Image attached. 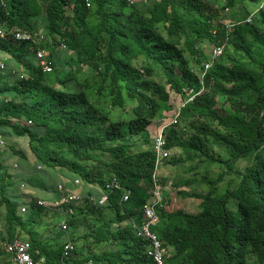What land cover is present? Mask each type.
Returning <instances> with one entry per match:
<instances>
[{"label":"trees","instance_id":"obj_1","mask_svg":"<svg viewBox=\"0 0 264 264\" xmlns=\"http://www.w3.org/2000/svg\"><path fill=\"white\" fill-rule=\"evenodd\" d=\"M0 28V264H10L4 243L15 238L44 264H62L68 240L67 262L155 264L137 229L155 187L159 120L168 122L170 152L162 166L181 169L172 185L194 186L179 192L199 200L196 212L165 209L159 175L164 202L150 231L164 262L264 264V0H0ZM14 28L44 38L16 40ZM211 45L223 53L200 77ZM38 49L51 71L41 69ZM171 95L183 101L175 123L165 115L176 110ZM10 157L36 166L13 181L20 172L7 171ZM240 159L248 165L233 170ZM211 165L225 168L209 178ZM193 171L202 183L185 178ZM224 173L237 176L234 187L219 188ZM112 177L126 200L123 189H105ZM21 182L52 193L47 201L59 199L58 183L81 188L82 200L40 205Z\"/></svg>","mask_w":264,"mask_h":264},{"label":"built area","instance_id":"obj_2","mask_svg":"<svg viewBox=\"0 0 264 264\" xmlns=\"http://www.w3.org/2000/svg\"><path fill=\"white\" fill-rule=\"evenodd\" d=\"M13 37L16 40L20 41H36L39 39H43L44 35L41 33H30V32H23L20 31L17 28H14L12 30ZM5 32L3 29L0 28V36H4ZM211 56L212 57H218L223 52V47L216 45L211 46ZM46 50L38 49L36 51V58L39 61V65L41 66V69L44 72L51 71L52 67L47 63L46 61ZM209 63L204 64V71L200 74V77L204 75L205 70L209 67ZM0 68H4V64L0 63ZM22 77V76H21ZM202 91L200 89L197 93H194L193 90H188L187 93V99L192 100L195 94H198ZM177 112H173L171 122L175 123L177 121ZM163 127H161L162 129ZM2 143V141H0ZM164 140L162 138L161 133H159L154 138V150L157 153V159L156 163H160V161L168 156V151L163 150ZM156 181V179H154ZM75 183H78L79 180L75 179ZM105 189L106 190H113V189H123V199L126 200L128 196V191H126L118 182V180L115 177H112L109 181L105 183ZM57 191L59 192V199L53 200V201H47L44 199H38V204L44 205V206H54V207H60L63 204H73L77 205L79 201L82 200V195L68 187H65L61 185L60 183L57 184ZM107 194L102 192V194L97 199V203L101 204L106 200ZM92 200H94V197H90ZM162 206V196L158 189H155L153 192L152 197L144 204L143 206V213H144V222L142 226L137 229V227L134 224V227L137 229V234L148 238L150 240V249L147 251V255L151 257L155 264H166L164 262L163 256L165 255V252L162 250L159 240L157 239L156 235L150 231V226L153 225L157 221V216L155 214L156 207ZM20 211L24 212L26 211V206L24 204H21ZM72 208H68L65 211H62L65 215L68 213H71ZM60 227L62 230L66 229V222L64 220H61ZM5 251L9 254L10 258V264H44L43 258H40L38 260H34L31 256V245L28 241H24L18 238L12 239L11 241H6L4 243ZM73 246L71 241H67L63 246L62 251V257L61 261L62 264H80L78 262H67L66 260L69 259V256L72 252ZM86 264H93L92 261L88 260Z\"/></svg>","mask_w":264,"mask_h":264},{"label":"rangeland","instance_id":"obj_3","mask_svg":"<svg viewBox=\"0 0 264 264\" xmlns=\"http://www.w3.org/2000/svg\"><path fill=\"white\" fill-rule=\"evenodd\" d=\"M256 1L261 2V0H256ZM255 5H257V4L251 3V4H249V8L255 10V8H256ZM226 13H227V11L223 10V19L224 20L228 19V18H226L227 17ZM170 102L174 105L173 108L174 109L176 108V110L167 111L165 115H169L170 113L175 112V111L177 112L178 111L177 107L180 106L183 103L181 98L179 96H177V95H171ZM218 103H220V101H218ZM16 140L19 141L18 139H16ZM12 142L15 143V141H12ZM25 144H26V140L21 141V145L25 146ZM0 145L2 147L4 145V143H2ZM18 149H19V146H18ZM17 161H18V157H11V158L6 159V167H7V171L9 173L15 174L17 172H22L23 169H27L29 172H33V168L36 166L33 163H31L30 168H27L25 166L23 168L22 165L21 166L18 165ZM32 162H33V160H32ZM240 165H242L243 168L245 166H247L248 165L247 159H240L239 161L234 162V164L232 166V169L235 170ZM203 169H204V167L200 166L198 170L202 171ZM208 170H209V174H208L209 178H213L214 176H216L217 173L222 171L219 167H216V166H213V165L208 167ZM196 173H197L196 171L188 173L185 176V178H192V175H195ZM37 174L39 175L41 181H43V183H44L45 182V174H44V172L41 170V172H38ZM160 174H162L163 176L167 177L166 178L167 179L166 185L162 186L163 191L166 194V196H165L166 197L165 209L174 210V209H177V208H183L184 210H187V211H190V212H196L198 210L199 200H197L195 198L182 196L181 193L179 192V191H181V189H186L188 191H191V190H193L194 186H184L183 185L184 187L180 186V187L176 188V187H174L172 185V182L177 181V179H176L177 175L181 174V169L173 168L171 166H169V167L161 166ZM26 175H24L23 177H25ZM23 177H21L20 179H23ZM195 177H196V179L199 182L202 183V180H201V177H200L199 174H196ZM233 177L237 178V176L234 175V176H232L230 178V180L228 182L225 179L221 184H219V188L220 187H225V185H228L230 187H234L235 184H236V181L234 180ZM17 178H18V176L17 177H13V175H12L13 181H17L16 180ZM47 181H48V184H49L50 180H47ZM237 182H238V178H237ZM19 188L21 189V192H23V193L27 190L24 182L20 183ZM12 190H14V193H16L15 186L12 187ZM32 190H37V189L32 188ZM21 199H22V197H21Z\"/></svg>","mask_w":264,"mask_h":264},{"label":"clouds","instance_id":"obj_4","mask_svg":"<svg viewBox=\"0 0 264 264\" xmlns=\"http://www.w3.org/2000/svg\"><path fill=\"white\" fill-rule=\"evenodd\" d=\"M224 11H227V12H229V9L228 8H224L223 9ZM255 12V11H254ZM250 18H251V16H249V18H247L246 19V21H249L250 20ZM228 25V24H227ZM211 46H216V45H211ZM210 46V47H211ZM210 47H209V49H208V51H209V53H210V60L209 61H207V62H205V63H209L210 65H209V67L207 68V69H209L210 67H211V64H212V61L213 60H215L217 57H212L211 56V50H210ZM223 53V52H222ZM222 55V54H221ZM220 55V56H221ZM219 57V56H218ZM0 63H3V62H0ZM204 63V64H205ZM4 64V63H3ZM204 64H203V69L202 70H200V73H199V76H200V74L204 71ZM3 69V68H2ZM206 69V70H207ZM206 70H205V72H206ZM202 89V91L204 90V88L202 87L201 88ZM201 91V92H202ZM200 92V93H201ZM197 93V92H196ZM199 94V93H198ZM196 95V94H195ZM194 95V96H195ZM168 125V122L167 121H163V120H159L158 121V123L156 124V126H155V130L153 131V134H154V136H153V138H152V145H153V152L155 153V159H157V153H156V151L154 150V138L159 134V133H161V135H162V138H163V140H164V145H163V150H165V151H168V156L167 157H165V158H163L161 161H160V163H156V171H155V173H154V179H156V181L154 180V183H155V187H154V190L155 189H158V191L160 192V194H161V196H162V204H163V202H164V197H163V194H162V192H161V187H160V185H159V182H158V180H159V175H160V169H161V166H162V164H163V161L165 160V159H167L168 157H169V155H170V152H169V150L168 149H166V140L164 139V134H163V131H164V129L166 128V126ZM161 127H163L162 129H161ZM0 141H2V140H0ZM2 143H3V141H2ZM2 143H0V144H2ZM39 167V166H38ZM223 168H225V165H223L222 166V170H223ZM224 174H226V173H224ZM235 174H226L225 176H224V180L226 179V181L228 182L229 180H230V178L232 177V176H234ZM227 176V177H226ZM234 178V180L236 181V183H237V178H235V177H233ZM75 180V179H74ZM74 180H73V182H74ZM79 180V179H78ZM224 180H222L219 184H221ZM75 183V182H74ZM225 187H230V186H228V185H225ZM225 187H220V188H225ZM75 191V190H74ZM77 192V191H76ZM154 192V191H153ZM153 195V194H152ZM152 197V196H151ZM159 207H161V206H159Z\"/></svg>","mask_w":264,"mask_h":264},{"label":"crops","instance_id":"obj_5","mask_svg":"<svg viewBox=\"0 0 264 264\" xmlns=\"http://www.w3.org/2000/svg\"><path fill=\"white\" fill-rule=\"evenodd\" d=\"M23 168H24V166H23ZM27 173H29V171L27 169H23V171L18 174V177L21 178L24 175H26ZM61 181L62 180H60V178H57V181H55V182L57 183V182H61ZM76 190L80 192L81 188H76ZM92 190H98V189L92 188ZM24 193H31L32 195H37L39 198H43V199L50 198L52 196L51 195L52 193H48V192H41L40 193L36 190H29V189H27Z\"/></svg>","mask_w":264,"mask_h":264}]
</instances>
